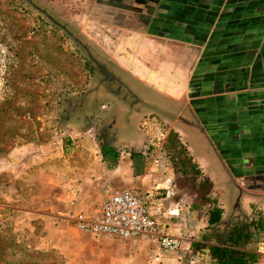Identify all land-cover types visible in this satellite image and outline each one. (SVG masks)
<instances>
[{
	"label": "crops",
	"instance_id": "0c3cea01",
	"mask_svg": "<svg viewBox=\"0 0 264 264\" xmlns=\"http://www.w3.org/2000/svg\"><path fill=\"white\" fill-rule=\"evenodd\" d=\"M132 8L138 11V6ZM143 8L139 13L144 20L129 16L121 26H106L114 34L89 37L133 79L182 103L191 118L180 124L146 116L141 140L127 148L101 142L96 126L84 144L66 146L71 153L64 161L68 171L43 179L61 186L58 202L45 214L21 218L16 226L33 228V221L41 218L39 247L56 249L67 264H166L172 257L173 251L151 237L96 239L69 220L71 214L97 216L117 190L146 196L169 233L190 246L205 241L208 233V207L200 188L205 180L213 186L210 197L224 210L223 221L264 216V0H157L148 11ZM171 132L178 133L192 157L199 172L195 180L179 171L165 150ZM234 133L231 149L223 138ZM198 159L219 173L212 176ZM262 236L264 223L256 237Z\"/></svg>",
	"mask_w": 264,
	"mask_h": 264
},
{
	"label": "rangeland",
	"instance_id": "374dc122",
	"mask_svg": "<svg viewBox=\"0 0 264 264\" xmlns=\"http://www.w3.org/2000/svg\"><path fill=\"white\" fill-rule=\"evenodd\" d=\"M31 1L35 9L69 35L46 27L20 5V0H0V219L21 234L35 230L41 239V218L33 221V228L18 230L23 225L17 228L13 222L19 217L13 219L6 209L25 211L23 218L45 214L46 208L58 202L61 186L45 184L43 179L59 178L68 171L64 161L71 158V153H67L66 145L84 144L85 139L93 137L88 131L96 126L101 142L127 148L141 140L140 124L146 116L156 114L184 124L191 114L182 103L169 100L122 71L101 50L98 41L89 37L114 34L106 26H121L129 16L144 20L141 8L148 11L157 0H98L90 21L80 24V30H76V24L56 17L41 0ZM73 1L78 9L89 12L87 0ZM134 5L138 11L131 10ZM76 131L78 136L73 134ZM235 136L223 138L231 149ZM230 151L231 157L236 156L235 150ZM198 161L212 176L219 173L216 167L209 171L206 162ZM218 231L225 233L227 227L223 225ZM31 237L35 238L33 234ZM255 240L251 248L258 255V264H264V245H258L264 242V236ZM190 245L184 241L181 249L173 251L164 262L198 264V250ZM41 250L47 259L39 264L68 262L56 249ZM201 260L208 263L205 258Z\"/></svg>",
	"mask_w": 264,
	"mask_h": 264
},
{
	"label": "trees",
	"instance_id": "16d2710c",
	"mask_svg": "<svg viewBox=\"0 0 264 264\" xmlns=\"http://www.w3.org/2000/svg\"><path fill=\"white\" fill-rule=\"evenodd\" d=\"M41 1L51 8L56 17L65 20V22L76 24V30H80L79 25L90 19L98 0H87L90 5L89 12L87 13L78 9L77 3L73 0ZM20 2V5L26 8L27 12L34 15L46 27L48 26L69 35L66 30L56 27L48 17L44 16L45 14L35 9L31 0H20ZM69 9L70 12L68 14L67 11ZM77 17H80V20ZM74 18L76 19L74 20ZM66 146L65 149H67ZM164 148L176 163L179 171H183L195 180L199 172L196 170L192 161L193 159L189 156L186 147L181 143L178 133L171 132L169 134ZM200 188L203 192L202 203L208 207L206 213L208 233L204 236L205 241L203 240V242L192 245L191 248L197 249L199 253L198 257L205 258L208 261L207 264H257L258 255L251 247L256 243L255 238L258 232L263 229L264 216L261 213H257L252 216L251 220L235 223H231L232 221L225 222L223 221L224 210L218 205L216 199L210 197L213 188L210 181H203ZM13 205L16 206L15 204ZM6 211L14 215L13 219L18 216L19 220L26 213L25 211L13 209H6ZM19 220L13 222V225H16ZM219 225H225L227 232L220 233L219 229H214V227ZM32 234L35 237L34 239L31 237ZM40 240V236L35 230L32 233L29 230H25L21 234L16 229H9L8 224L0 219V264H39L42 259H47L43 258L46 253L38 245ZM64 263L61 262L60 264Z\"/></svg>",
	"mask_w": 264,
	"mask_h": 264
},
{
	"label": "built area",
	"instance_id": "2783aa9c",
	"mask_svg": "<svg viewBox=\"0 0 264 264\" xmlns=\"http://www.w3.org/2000/svg\"><path fill=\"white\" fill-rule=\"evenodd\" d=\"M68 218L80 231L94 237L130 241L147 236L169 251H178L183 244V239L171 235L168 224L152 213L147 199L133 189L114 191L95 217L71 214Z\"/></svg>",
	"mask_w": 264,
	"mask_h": 264
}]
</instances>
